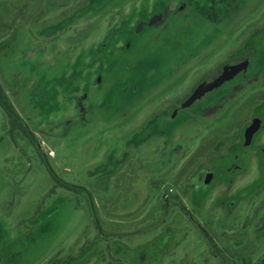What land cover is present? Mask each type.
Masks as SVG:
<instances>
[{"label":"rangeland","instance_id":"obj_1","mask_svg":"<svg viewBox=\"0 0 264 264\" xmlns=\"http://www.w3.org/2000/svg\"><path fill=\"white\" fill-rule=\"evenodd\" d=\"M212 1L0 0V264H264V0Z\"/></svg>","mask_w":264,"mask_h":264},{"label":"water","instance_id":"obj_2","mask_svg":"<svg viewBox=\"0 0 264 264\" xmlns=\"http://www.w3.org/2000/svg\"><path fill=\"white\" fill-rule=\"evenodd\" d=\"M223 72V74L218 77L217 79H215L212 83H206L203 82L201 83L199 86L196 87V89L194 90L193 94L184 102L180 105V109H187L189 107H191L195 102L199 101L202 97H204L205 95H207L208 93H210L211 91H213L219 84H221V82H224L226 80H228L231 77H234L236 74H238V69H233L230 66H226L224 68L221 69ZM175 116V115H174ZM258 130V126L257 125H251L247 130V136L248 139L252 138L254 133ZM249 139V141H250Z\"/></svg>","mask_w":264,"mask_h":264},{"label":"flooded vegetation","instance_id":"obj_3","mask_svg":"<svg viewBox=\"0 0 264 264\" xmlns=\"http://www.w3.org/2000/svg\"><path fill=\"white\" fill-rule=\"evenodd\" d=\"M252 50H253V52L252 53H248V56H247V58L244 60V61H248L249 60V62L251 61L250 59H251V57H252V55H254V51H256V49L254 48H252ZM235 60V59H234ZM236 63H238V61H230V67L232 66V65H234V64H236ZM220 71V70H219ZM217 72V73H214L212 76H210V77H208V78H204L202 81H201V83H203V82H205L206 81V83L208 84V83H212L218 76H220V72ZM200 83V84H201ZM199 84V85H200ZM199 85H197V86H199ZM196 86V87H197ZM196 89V88H195ZM194 89V90H195ZM215 90V89H214ZM213 90V91H214ZM213 91H211L210 93H208L207 95H205L204 97H202L201 98V100H199V101H197V102H195L191 107H189V108H187V109H183V110H181L180 109V105L182 104V103H184L191 95H192V93L194 92H192L191 93V95H188L187 97H185L184 99H183V101H180V102H178V103H176L175 104V107H174V109H173V112H171L170 111V113H168L167 115H165V119H167V120H165V121H167V123L168 122H172V120L174 119V118H176L178 115H180L181 113H183L184 115L185 114H187V112L188 111H191L198 103H200L201 101H202V99H204V98H206V97H208L209 95H211L212 93H213ZM174 115H176L174 118H173V116ZM262 125L264 126V124L262 123ZM157 126V125H156ZM162 128H164V127H162ZM210 173L211 174H213L211 171H210Z\"/></svg>","mask_w":264,"mask_h":264},{"label":"trees","instance_id":"obj_4","mask_svg":"<svg viewBox=\"0 0 264 264\" xmlns=\"http://www.w3.org/2000/svg\"><path fill=\"white\" fill-rule=\"evenodd\" d=\"M213 2V4L215 5L216 4V0H213L212 1ZM215 17V16H214ZM212 18V19H215V18ZM1 104V106H2V108L5 110V111H7L10 115H11V117L13 116V115H15V113H14V111L11 109L10 110V108H8L7 106H6V104L5 103H0ZM211 241V240H210Z\"/></svg>","mask_w":264,"mask_h":264}]
</instances>
